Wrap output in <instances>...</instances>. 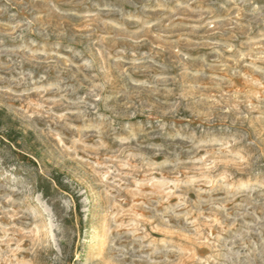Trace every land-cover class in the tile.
I'll return each mask as SVG.
<instances>
[{"label":"rangeland","instance_id":"obj_1","mask_svg":"<svg viewBox=\"0 0 264 264\" xmlns=\"http://www.w3.org/2000/svg\"><path fill=\"white\" fill-rule=\"evenodd\" d=\"M0 264H264V0H0Z\"/></svg>","mask_w":264,"mask_h":264}]
</instances>
